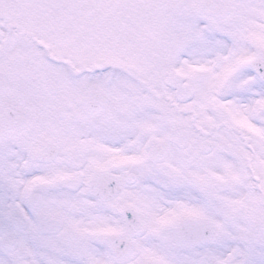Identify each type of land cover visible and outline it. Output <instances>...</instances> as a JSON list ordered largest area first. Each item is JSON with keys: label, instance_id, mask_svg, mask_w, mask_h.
I'll list each match as a JSON object with an SVG mask.
<instances>
[{"label": "snow or ice", "instance_id": "6c2138e0", "mask_svg": "<svg viewBox=\"0 0 264 264\" xmlns=\"http://www.w3.org/2000/svg\"><path fill=\"white\" fill-rule=\"evenodd\" d=\"M0 264H264V0H0Z\"/></svg>", "mask_w": 264, "mask_h": 264}]
</instances>
